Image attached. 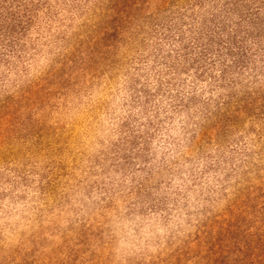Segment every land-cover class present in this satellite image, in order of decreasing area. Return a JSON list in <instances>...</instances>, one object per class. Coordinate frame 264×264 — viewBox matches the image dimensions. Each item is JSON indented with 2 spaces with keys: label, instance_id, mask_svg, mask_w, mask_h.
<instances>
[{
  "label": "clouds",
  "instance_id": "clouds-1",
  "mask_svg": "<svg viewBox=\"0 0 264 264\" xmlns=\"http://www.w3.org/2000/svg\"><path fill=\"white\" fill-rule=\"evenodd\" d=\"M221 4L256 40L230 62L201 40L217 21L198 0H0V264H264V0ZM22 12L31 26L13 33ZM161 41L171 55L157 58ZM149 54L164 106L126 77ZM125 88L146 113V143L166 132L177 157L207 165L149 210L147 236L126 230L136 205L123 180L97 195L87 173L53 182L49 172L57 157L79 166L93 148L119 153Z\"/></svg>",
  "mask_w": 264,
  "mask_h": 264
},
{
  "label": "rangeland",
  "instance_id": "rangeland-1",
  "mask_svg": "<svg viewBox=\"0 0 264 264\" xmlns=\"http://www.w3.org/2000/svg\"><path fill=\"white\" fill-rule=\"evenodd\" d=\"M144 72H146V69L141 71L139 61H134L128 67L126 77L134 81L139 79V81L145 83ZM131 99L130 88H125L120 93L119 98L114 100V105L117 110H122L130 119L134 117L137 121L145 122L144 117L140 116L139 108L133 107V104H131ZM125 132L127 133V131ZM166 136V132L162 133L159 140L153 136L144 150H138V146L133 148L132 145L126 148L124 142L120 146L118 154L106 153L103 149L93 148L91 149L92 155L88 158H81L79 166L76 158L57 157V159L50 161L52 164L49 170L51 180L55 182L71 179L72 175L84 176L87 173L85 178L89 180L92 190L97 195H99L97 185H106L123 180L127 185L124 194L127 196L130 205H136L134 213H124L126 230L134 236L137 229H139L147 236L156 218V213L149 210L157 206H161V210H163L162 206L167 202V194L189 181L194 170L198 169L203 172L207 166L204 160H181L167 144ZM8 163H11V161H8ZM181 164H183V167H181ZM109 175L113 177V181L107 179ZM209 179H211L210 176ZM28 203H30L29 196H24L23 199L17 202L18 210L27 211ZM110 203L120 206L123 201L115 200L110 201ZM103 211H111L108 204L104 205ZM57 214V209L54 208L52 214L48 216V220H53ZM74 255L79 260L82 255L80 249H76ZM84 258L87 259V256L85 255Z\"/></svg>",
  "mask_w": 264,
  "mask_h": 264
},
{
  "label": "trees",
  "instance_id": "trees-1",
  "mask_svg": "<svg viewBox=\"0 0 264 264\" xmlns=\"http://www.w3.org/2000/svg\"><path fill=\"white\" fill-rule=\"evenodd\" d=\"M14 4L21 5L23 0H13ZM198 4L200 7L205 8L207 12L210 13L208 17L205 19H215L217 21V26L212 33L210 41L201 36V40L205 45L210 43L211 49L213 53L217 56H222L225 61H232L233 56L236 52L243 50L245 54L251 51V46H255L256 40L254 36L248 35L243 31V29L238 28L237 26L230 25L226 19L221 18L219 9L222 7L221 0H198ZM215 10V12H214ZM26 15L25 12L20 13L19 15L16 13L12 14L14 23L11 25V29L13 33L16 32L17 29L20 31H24L25 27L31 26V21L26 25L23 21V16ZM204 21H201L203 25ZM171 47L168 45L166 41H161V47L159 48V56L157 58L163 57L165 54L171 55V53H166V49ZM140 65H143L144 69H146L145 73V83L139 81L136 82L138 85V90L140 91L141 96H146L148 93H151L153 96H156L161 106H164V98L162 96H157L156 93H152V87L157 86L155 82V77L152 73L160 68V65L157 64L156 59L152 58V55L149 54L146 58L139 61ZM147 103V100H145ZM139 108L140 116L141 113H144V108L139 104H133V107ZM146 115V113H144ZM144 117V116H143ZM145 122L137 121L134 117L131 119H127L124 122L125 131H127V136L125 137L124 144L126 148L132 147L136 148L138 146V150H144L147 143L145 142V138L143 137V133L141 131L143 124ZM127 157V156H126Z\"/></svg>",
  "mask_w": 264,
  "mask_h": 264
}]
</instances>
